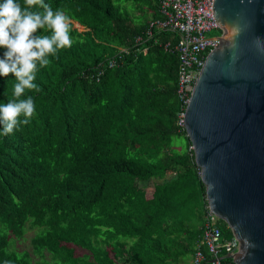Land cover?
<instances>
[{"label":"trees","instance_id":"1","mask_svg":"<svg viewBox=\"0 0 264 264\" xmlns=\"http://www.w3.org/2000/svg\"><path fill=\"white\" fill-rule=\"evenodd\" d=\"M157 1L44 0L85 30L72 24V47L37 73L40 91L26 93L31 123L9 135L0 128V264L191 258L205 186L177 125L178 56L161 47L172 35H145ZM111 58L118 66L108 68ZM14 79L0 76V103L12 98ZM29 230L30 249H19Z\"/></svg>","mask_w":264,"mask_h":264},{"label":"water","instance_id":"2","mask_svg":"<svg viewBox=\"0 0 264 264\" xmlns=\"http://www.w3.org/2000/svg\"><path fill=\"white\" fill-rule=\"evenodd\" d=\"M223 31L184 127L207 204L238 240L235 264H264V0H214Z\"/></svg>","mask_w":264,"mask_h":264},{"label":"built area","instance_id":"3","mask_svg":"<svg viewBox=\"0 0 264 264\" xmlns=\"http://www.w3.org/2000/svg\"><path fill=\"white\" fill-rule=\"evenodd\" d=\"M213 3L214 0H158V17L149 20L145 32L147 39H151L153 33L159 31H166L172 35L161 44V47L163 51L178 56L176 95L180 111L177 115V125L181 129H185V110L200 70L208 54L218 48L219 40L223 37V31L214 19ZM214 31H218L219 34L210 36L209 34ZM141 41L142 36H137L135 43ZM119 49L128 53L127 49ZM141 51L145 53L146 49ZM118 64L115 59H108V68L116 67ZM102 73V70L98 72L96 81ZM189 149L193 150V147ZM220 221L206 201L201 236L191 255L190 264H235L239 242L233 235L231 237L223 235Z\"/></svg>","mask_w":264,"mask_h":264},{"label":"clouds","instance_id":"4","mask_svg":"<svg viewBox=\"0 0 264 264\" xmlns=\"http://www.w3.org/2000/svg\"><path fill=\"white\" fill-rule=\"evenodd\" d=\"M43 30L44 34H41ZM72 21L61 9L44 0L0 2V76H14L12 98L0 103V128L3 135L27 126L36 115L34 98L27 92H39L35 83L40 69L52 58L73 45ZM7 96V92L4 93Z\"/></svg>","mask_w":264,"mask_h":264},{"label":"rangeland","instance_id":"5","mask_svg":"<svg viewBox=\"0 0 264 264\" xmlns=\"http://www.w3.org/2000/svg\"><path fill=\"white\" fill-rule=\"evenodd\" d=\"M71 21H72V24H73V26H74L75 29H77V30L80 31V32L84 31V28L81 27V26H79V25L77 24V22H75V21H73V20H71ZM217 34H219V32H218V31H214V32L210 33L209 35H210V36H213V35H217ZM153 183H154V182L151 180V181H149V182L147 183V185H148V186H151ZM147 192H150V190H148ZM148 194H149V193H148ZM32 236H33V232L30 231V230L27 231L26 234H25V239L22 240V241L18 244V248H19V249H25V248H26V249H30L29 239H30ZM75 251H76V255H79V254H81V253L83 252V251H81V250H79V249H76ZM181 264H188V262H187V263L182 262Z\"/></svg>","mask_w":264,"mask_h":264},{"label":"crops","instance_id":"6","mask_svg":"<svg viewBox=\"0 0 264 264\" xmlns=\"http://www.w3.org/2000/svg\"><path fill=\"white\" fill-rule=\"evenodd\" d=\"M77 24L79 25V23H77ZM79 26H80V25H79ZM84 30H85V29H84ZM142 49H146V52H147V48H146L145 46H143ZM142 49H141V50H142ZM146 52H145V53H146ZM143 53H144V52H143ZM150 192H151V190H150ZM190 261H191V258L188 259V264H190Z\"/></svg>","mask_w":264,"mask_h":264}]
</instances>
